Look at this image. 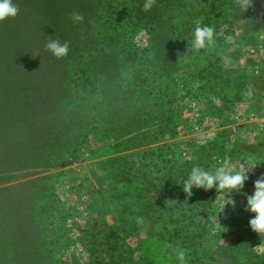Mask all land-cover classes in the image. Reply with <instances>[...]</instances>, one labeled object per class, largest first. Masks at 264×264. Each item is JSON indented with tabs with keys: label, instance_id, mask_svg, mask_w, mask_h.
Wrapping results in <instances>:
<instances>
[{
	"label": "rangeland",
	"instance_id": "374dc122",
	"mask_svg": "<svg viewBox=\"0 0 264 264\" xmlns=\"http://www.w3.org/2000/svg\"><path fill=\"white\" fill-rule=\"evenodd\" d=\"M13 3L22 26L0 22V50H15L11 33L26 75L44 78L39 94L59 93L62 69L73 73L80 63L106 95L110 60L122 66L119 85L131 105L114 90L110 109L120 116L109 122L120 133L98 122L68 166L1 173L0 264H179L177 246L188 251L187 264H264V234L250 228L255 214L245 211L264 173V0L247 7L157 0L150 12L144 0H66L56 15L64 27L70 13L84 15L64 28L67 64L45 45L23 46L32 41L23 31L35 40L43 19L36 0ZM197 21L214 27L211 48L193 49ZM217 100L236 116L216 108ZM211 120L216 125L203 126ZM225 158L250 169L244 188L231 194L235 208L223 210L225 194L215 188L186 196L182 184L194 165L211 170Z\"/></svg>",
	"mask_w": 264,
	"mask_h": 264
},
{
	"label": "trees",
	"instance_id": "16d2710c",
	"mask_svg": "<svg viewBox=\"0 0 264 264\" xmlns=\"http://www.w3.org/2000/svg\"><path fill=\"white\" fill-rule=\"evenodd\" d=\"M36 1L40 8V17L43 19L42 28L37 30L36 34L33 33L35 40L28 30H24L23 33L29 35L32 41L30 39L22 41L23 46L39 44L43 46L49 38L57 37L63 42L66 36L64 28L69 17L64 27L63 18L61 15H56L59 13V6L66 0ZM53 2L57 4L54 5ZM13 23L19 27L18 29L22 26L17 18L13 19ZM24 28H26L25 23ZM18 29H9V32ZM9 35L15 50L8 55L0 50V72L6 74L0 79V166L3 167L0 176L1 173L6 174L5 177L9 176L14 171L46 170L68 166L75 149L102 120H105L107 131L120 133V130L112 127L109 122L111 116H120L118 108H114L116 113H112L110 109L111 106L116 107L110 102L114 90L125 97L123 105L126 109L131 105L128 94L120 89L122 71L120 63L107 61L110 65L108 73L111 74V78L107 81L106 95H103L102 88L99 90L98 77L80 63L76 64L73 73L67 65L62 69L63 72H60L58 80L55 81V85L61 87L59 93L39 94L44 78L35 76L36 74L26 75L25 61L20 60V56L16 54L18 42L13 39L11 33ZM69 57L68 55L64 58L65 64L68 63ZM5 66L6 68L3 69ZM51 67L49 61L45 68L50 72ZM21 73L25 75L22 78H20ZM95 91H98V94L94 93ZM35 94L36 100L39 101L37 106L34 100ZM217 103L214 104L216 108L230 110L233 117L236 116L231 104L221 100H217ZM202 105L204 107L202 111H209V103L203 102ZM129 112L137 118L136 112L130 110ZM0 262H2L1 255Z\"/></svg>",
	"mask_w": 264,
	"mask_h": 264
},
{
	"label": "clouds",
	"instance_id": "9594fccd",
	"mask_svg": "<svg viewBox=\"0 0 264 264\" xmlns=\"http://www.w3.org/2000/svg\"><path fill=\"white\" fill-rule=\"evenodd\" d=\"M243 2L244 6L250 5V0H237L240 4ZM157 0H144L142 10L150 12L156 5ZM20 12L19 7L13 3V0H0V22L6 19H15ZM69 18L73 23H83L84 15L79 12L70 13ZM215 43V29L210 25H202L197 21L196 27L193 31L192 47L196 51L206 48H211ZM45 50L50 52L57 60L63 59L68 56L70 52V44L68 41H63L57 37L55 39L49 38L45 43ZM244 166L238 169L232 162L225 158L213 169L208 170L199 165H194L183 181L182 190L186 196L193 195V189H203L205 191L216 189L217 193H224V205H231L233 208L236 206V201L231 198L233 192H240L249 179L248 171ZM254 193L247 195V204L245 211L254 213V217L249 220L250 228L259 234H264V173H262L254 182ZM226 196L229 197L226 199ZM222 210V211H223ZM137 224L143 223L142 217L136 218ZM173 251L176 254V259L179 264H187L188 251L179 246L175 247Z\"/></svg>",
	"mask_w": 264,
	"mask_h": 264
},
{
	"label": "built area",
	"instance_id": "2783aa9c",
	"mask_svg": "<svg viewBox=\"0 0 264 264\" xmlns=\"http://www.w3.org/2000/svg\"><path fill=\"white\" fill-rule=\"evenodd\" d=\"M215 122H216L215 120H214V121L211 120V121L208 123V125H207V124H204L203 126H204V127H205V126L208 127V126L213 125V124L216 125ZM201 127H202L201 125H198V127H196V129H198V128L201 129Z\"/></svg>",
	"mask_w": 264,
	"mask_h": 264
}]
</instances>
